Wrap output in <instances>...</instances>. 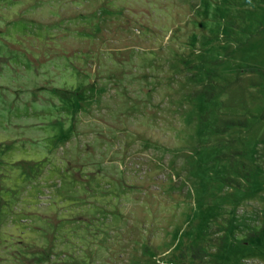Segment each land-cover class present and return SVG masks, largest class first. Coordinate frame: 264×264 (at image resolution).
<instances>
[{
	"label": "rangeland",
	"instance_id": "rangeland-1",
	"mask_svg": "<svg viewBox=\"0 0 264 264\" xmlns=\"http://www.w3.org/2000/svg\"><path fill=\"white\" fill-rule=\"evenodd\" d=\"M0 264H264V0H0Z\"/></svg>",
	"mask_w": 264,
	"mask_h": 264
}]
</instances>
